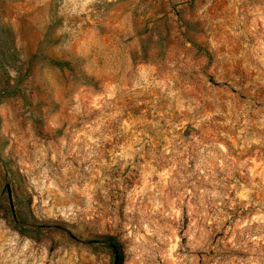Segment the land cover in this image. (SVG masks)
I'll return each instance as SVG.
<instances>
[{
  "label": "rangeland",
  "instance_id": "obj_1",
  "mask_svg": "<svg viewBox=\"0 0 264 264\" xmlns=\"http://www.w3.org/2000/svg\"><path fill=\"white\" fill-rule=\"evenodd\" d=\"M264 264V0H0V264Z\"/></svg>",
  "mask_w": 264,
  "mask_h": 264
},
{
  "label": "trees",
  "instance_id": "obj_2",
  "mask_svg": "<svg viewBox=\"0 0 264 264\" xmlns=\"http://www.w3.org/2000/svg\"><path fill=\"white\" fill-rule=\"evenodd\" d=\"M101 239L103 243L110 246L111 249L113 250L115 258H116V264H119L120 262H122L123 261V250H122L120 242L112 236H103Z\"/></svg>",
  "mask_w": 264,
  "mask_h": 264
}]
</instances>
